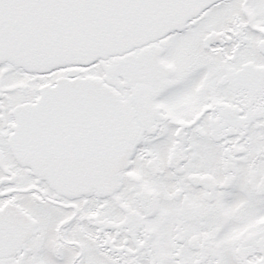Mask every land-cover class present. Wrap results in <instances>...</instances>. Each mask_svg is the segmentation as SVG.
Here are the masks:
<instances>
[{"label":"snow or ice","instance_id":"1","mask_svg":"<svg viewBox=\"0 0 264 264\" xmlns=\"http://www.w3.org/2000/svg\"><path fill=\"white\" fill-rule=\"evenodd\" d=\"M0 264H264V0H0Z\"/></svg>","mask_w":264,"mask_h":264}]
</instances>
